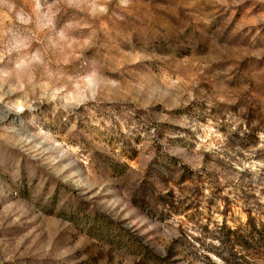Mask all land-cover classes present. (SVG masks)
Listing matches in <instances>:
<instances>
[{"label":"rangeland","instance_id":"374dc122","mask_svg":"<svg viewBox=\"0 0 264 264\" xmlns=\"http://www.w3.org/2000/svg\"><path fill=\"white\" fill-rule=\"evenodd\" d=\"M0 264H264V0H0Z\"/></svg>","mask_w":264,"mask_h":264}]
</instances>
